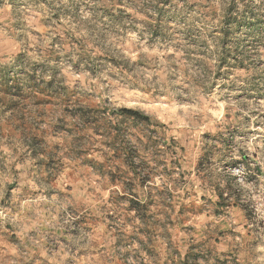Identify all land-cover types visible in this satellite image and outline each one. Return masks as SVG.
Here are the masks:
<instances>
[{
    "label": "rangeland",
    "instance_id": "1",
    "mask_svg": "<svg viewBox=\"0 0 264 264\" xmlns=\"http://www.w3.org/2000/svg\"><path fill=\"white\" fill-rule=\"evenodd\" d=\"M0 264H264V0H0Z\"/></svg>",
    "mask_w": 264,
    "mask_h": 264
},
{
    "label": "built area",
    "instance_id": "2",
    "mask_svg": "<svg viewBox=\"0 0 264 264\" xmlns=\"http://www.w3.org/2000/svg\"><path fill=\"white\" fill-rule=\"evenodd\" d=\"M245 158V157H244ZM251 163H247L246 160H241L231 166L228 167V173L233 177L234 179V187L237 189L234 190V193L230 196V199H234L238 197V192H240L243 189H249L254 182L256 181V178L259 177L258 174L256 175V178H252L251 176V170L249 169V166ZM225 195H228L226 193ZM248 198H255L253 195H249ZM245 201V200H244ZM249 208H254L252 204L248 205Z\"/></svg>",
    "mask_w": 264,
    "mask_h": 264
},
{
    "label": "trees",
    "instance_id": "3",
    "mask_svg": "<svg viewBox=\"0 0 264 264\" xmlns=\"http://www.w3.org/2000/svg\"><path fill=\"white\" fill-rule=\"evenodd\" d=\"M160 12V11H159ZM153 26V25H151ZM223 38H224V34L222 35ZM116 112L118 114H121V115H124V116H130V117H134V118H139L143 121H146L148 123L151 122L152 118L150 115L140 111V110H137V109H134V108H130V107H122V108H118L116 109ZM170 208L172 209L173 207L171 205H169ZM173 211V209H172Z\"/></svg>",
    "mask_w": 264,
    "mask_h": 264
},
{
    "label": "crops",
    "instance_id": "4",
    "mask_svg": "<svg viewBox=\"0 0 264 264\" xmlns=\"http://www.w3.org/2000/svg\"><path fill=\"white\" fill-rule=\"evenodd\" d=\"M218 207V206H217ZM232 212H233V214H235L236 216H237V218L236 219H238L237 221H239V222H242L243 221V213H242V211L239 209V207L238 206H236V205H234L233 206V208H232Z\"/></svg>",
    "mask_w": 264,
    "mask_h": 264
}]
</instances>
